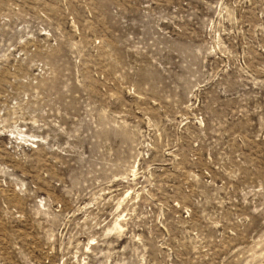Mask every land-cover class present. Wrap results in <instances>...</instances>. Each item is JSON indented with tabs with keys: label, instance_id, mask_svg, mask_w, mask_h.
I'll list each match as a JSON object with an SVG mask.
<instances>
[{
	"label": "rangeland",
	"instance_id": "374dc122",
	"mask_svg": "<svg viewBox=\"0 0 264 264\" xmlns=\"http://www.w3.org/2000/svg\"><path fill=\"white\" fill-rule=\"evenodd\" d=\"M0 264H264V0H0Z\"/></svg>",
	"mask_w": 264,
	"mask_h": 264
},
{
	"label": "bare ground",
	"instance_id": "6f19581e",
	"mask_svg": "<svg viewBox=\"0 0 264 264\" xmlns=\"http://www.w3.org/2000/svg\"><path fill=\"white\" fill-rule=\"evenodd\" d=\"M115 226H117L119 229H122L121 226H120L118 223H117V225H115Z\"/></svg>",
	"mask_w": 264,
	"mask_h": 264
}]
</instances>
